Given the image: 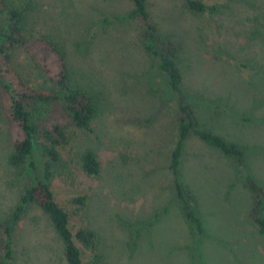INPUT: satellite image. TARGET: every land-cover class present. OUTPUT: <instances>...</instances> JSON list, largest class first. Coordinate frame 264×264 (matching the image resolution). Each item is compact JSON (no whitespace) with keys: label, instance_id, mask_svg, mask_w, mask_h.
Segmentation results:
<instances>
[{"label":"rangeland","instance_id":"1","mask_svg":"<svg viewBox=\"0 0 264 264\" xmlns=\"http://www.w3.org/2000/svg\"><path fill=\"white\" fill-rule=\"evenodd\" d=\"M9 1H31L27 34L58 40L72 81L96 103L93 130L71 128L60 160L51 161L36 144L28 158L33 166H13L15 135L0 102V223L18 213L12 264H68L42 210L32 203L18 208L24 190L45 178L46 164V181L68 212L72 233L80 227L96 233L94 250L77 242L83 264H264V233L247 218L250 192L232 163L195 136L185 141L178 181L193 194L203 237L195 240L183 220L168 169L175 94L142 49L139 20L127 16L131 1ZM203 1L215 12H191L183 0H147V10L159 35L176 46L182 89L200 127L238 143L248 173L264 188V0ZM5 22L0 14V28ZM12 65L29 86L43 83L22 50ZM86 149L99 161L96 175L80 168Z\"/></svg>","mask_w":264,"mask_h":264},{"label":"trees","instance_id":"2","mask_svg":"<svg viewBox=\"0 0 264 264\" xmlns=\"http://www.w3.org/2000/svg\"><path fill=\"white\" fill-rule=\"evenodd\" d=\"M129 18L139 20V37L142 49L152 58L164 74L168 88L175 94L176 140L170 153L168 169L173 176V187L180 214L189 225L195 240L203 237V226L194 206L193 194L178 181V167L189 136L215 149L233 165L235 172L252 196V205L247 214L248 220L264 233V188L248 173L245 165V152L241 146L209 129L201 128L192 104L182 89L183 76L176 62V46L162 38L147 10V0H130ZM185 7L194 13L212 14L216 6L203 0H183ZM31 1L22 6L9 0H0V14L5 15V27L0 28V102L10 120L14 133L9 162L13 166L28 163L33 148L39 144L51 161L60 160V149L69 141L71 128L85 132L93 130L96 103L93 95L72 81L71 69L65 50L60 42L49 34L32 38L25 30L27 12ZM107 20V19H104ZM22 50L27 55L31 70L43 77L40 87H31L18 69L12 65L15 51ZM79 165L86 175L99 172V161L91 149L79 156ZM50 176L46 164L45 178L38 179L28 186L20 197V206L25 203L37 205L50 220L61 239L64 256L68 264H83L80 243L88 249L96 247V233L88 227H80L73 234L69 226V214L55 200L54 193L46 178ZM74 201L83 204V197ZM18 217L0 223V264H12V226ZM195 253L197 251L195 250ZM197 260L198 257L194 255Z\"/></svg>","mask_w":264,"mask_h":264}]
</instances>
